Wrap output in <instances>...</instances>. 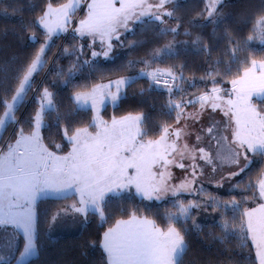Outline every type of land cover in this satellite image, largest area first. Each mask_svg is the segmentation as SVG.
Listing matches in <instances>:
<instances>
[{"label": "snow or ice", "instance_id": "snow-or-ice-1", "mask_svg": "<svg viewBox=\"0 0 264 264\" xmlns=\"http://www.w3.org/2000/svg\"><path fill=\"white\" fill-rule=\"evenodd\" d=\"M223 3L224 0H207L205 19L214 25V30L224 18V14L218 11V6ZM168 4L176 5L177 0H154V2L150 0H91L88 4L87 17L81 19L80 27L73 31L81 36L99 37L101 45H106V50L102 53L93 51L92 56L103 55L107 58L112 48V40H120V29L127 31L130 21L144 23L147 19L160 26L162 35L169 32L178 34L179 23L171 27L164 19L168 17L179 20V17L174 15V11L167 10ZM79 6L80 0H68L67 3L55 7L51 2L47 3L42 15L35 21L46 30V43L57 32L68 31L67 25ZM253 32L254 35L248 36L245 43L256 39L264 44V15L256 20ZM225 36H228L227 32ZM228 38L231 42V38ZM29 39L36 40L35 34ZM175 43L170 41L162 49H156L152 53V59L160 58L162 54H177ZM191 43L196 46V51L208 52L210 55L207 46H201L200 37ZM45 51L46 46H41L35 53L34 59L19 69L16 77L18 86L11 97L12 103L0 96V105L5 109L3 116H0V129L6 130V118L13 123H19L13 115L14 105L22 102L27 92L31 91L33 74L37 73L38 69H42L45 63L42 58ZM228 51L233 56L236 53L234 48ZM64 52L68 53L69 49L65 48ZM143 62L148 63V61ZM83 63L90 62L86 60ZM249 63L250 66L243 69L242 75L230 81L232 85L230 90L213 87L210 92H205L194 100L169 99L166 105L170 110H178V123L184 114V107L188 104L199 102L201 110L207 106L213 111L221 108L222 104L226 106L224 115L230 122H234L235 129L232 137L237 147L230 148L226 156H221V153L217 152L216 157L222 163L238 165L240 156L243 155L244 166L239 169V172L232 173L233 176L240 175L253 163L248 153L264 157V112L257 110L252 104L253 97L264 102V60L252 59ZM98 70L92 69V71ZM71 72L72 69H69L70 74ZM141 75L151 76L157 85L160 84L161 77H165L164 86L169 93L173 92V86L169 85V80L175 82L177 79H183L182 75L177 77L171 69L164 72L156 70L151 73L141 70ZM212 79L215 83V77ZM3 80L4 78L0 77V89L7 91L8 88ZM133 80L132 77H121L109 80L106 84L97 83L91 86L90 91L75 92L70 98L74 100L78 108L90 107L95 110L104 105L107 100L115 104L122 96V86H130ZM174 87L180 90L178 84H174ZM225 95L228 97L226 100ZM52 97L53 94L44 88L39 98L40 108L29 121L33 126L32 131L26 135L23 129H20L15 143L6 144V152L0 148V230L6 232V226L12 225L22 231L25 242L23 250L19 253L20 261L37 253L34 206L39 197L67 199L70 196H78L71 205L65 206L52 215L53 224L61 216L69 214L73 216L79 214L86 220L87 215L93 213L104 219V208L109 195L118 194L131 186H134L137 194L143 198L160 200L162 197L158 193L168 190L167 181L171 178L170 174L166 175L168 166L173 163L169 156L178 151L176 141L182 137V129L162 126L158 139L145 141L143 137L146 133L140 128L144 119L143 114L128 115L120 119L113 118L111 124L95 116L90 125L98 129L95 133H90L88 128H76L69 135L68 129H63V135L71 144V149L66 155H57L43 143L40 134L41 126L46 123L44 110L54 108ZM98 120L99 123H97ZM57 124H59V118ZM206 132L211 140H217V143L226 139L223 136L217 138L215 124ZM0 139H2V133H0ZM201 139L202 137L197 136L198 142ZM55 147L59 148L60 145ZM187 149L188 145L185 144L184 151L180 152L182 159ZM197 153L206 163L213 162V157L203 147L192 152L193 161ZM177 166L185 167L183 163ZM192 167V175L195 177V169L198 165ZM258 186L259 195L264 198V179L258 182ZM186 190H188L187 187L181 184L173 191V195ZM229 203L233 207H238L235 200ZM174 207L177 212H166L165 216L169 220L180 221L182 218H190L191 210L200 205L175 203ZM243 216L245 220L240 226L243 238L245 240L250 238L256 250V259L259 264H264V203L258 208L245 211ZM219 226L225 234L220 237L222 241L229 234H235L234 226L227 220ZM103 248L107 253L108 264H182L188 250L185 236L173 224L170 223L167 229L163 230L156 226L154 220L138 217L135 212H132L128 219L117 220L115 226L104 233ZM7 255L0 256V260H5Z\"/></svg>", "mask_w": 264, "mask_h": 264}, {"label": "trees", "instance_id": "trees-1", "mask_svg": "<svg viewBox=\"0 0 264 264\" xmlns=\"http://www.w3.org/2000/svg\"><path fill=\"white\" fill-rule=\"evenodd\" d=\"M66 1L0 0V77L4 78L3 83L8 88L7 91L0 89V96L6 98L8 102L11 101L12 95L15 94L14 90L18 86L16 77L19 69L34 59L42 38L45 37V30L35 21L42 15L47 3L59 5ZM201 1L203 8L204 3L203 0ZM199 4L200 0H193L189 8L177 7L176 13L179 12L177 15H182L181 30L178 34L169 32L155 37L142 51H134L135 53L132 54L134 56L140 54L138 59L151 57L156 49H162L170 41H175L177 54H162L160 58L152 59V61L153 65L173 67L177 77L183 76V79H178V84L180 80L196 82L198 78L210 74L211 71H216L217 77L228 78L231 81L242 75L243 69L250 66V60H264V44L256 39L245 43L248 36L254 35L253 25L256 20L264 15V0H230L219 5L218 11L224 12V18L218 26H215V30L211 22L202 28L193 23L191 16L201 14L196 10ZM191 31L194 34L199 33L204 39L203 45L207 46L210 55L208 52L195 50L196 47L191 43ZM225 32L228 34L227 37ZM31 33H35L38 39L30 40ZM73 36L77 38H74L72 44L77 45L80 37L76 32L71 37ZM228 37L231 38V42ZM214 39L217 40L213 44L211 40ZM56 41L55 38L45 52L44 58L49 59L51 68L42 78L37 92L46 87L53 94L54 108L45 110L46 123L41 128L42 138L48 149L62 153L67 152L71 147L63 135L64 128L68 129L69 134L81 126L92 127L90 126L93 121L92 109L77 108L74 100L70 98L73 93L108 79L135 74L137 66L142 64V61L137 62L138 59H134L133 61L136 62L129 65L125 56L113 53L107 58L102 56L94 62L84 64L77 47L74 46L73 49L68 41L66 42L70 53L61 54L60 52L51 61L54 54L52 49L57 44ZM182 41L188 43H179ZM230 48L236 49L234 56L228 51ZM93 68L99 70L92 71ZM69 69H72L71 74ZM38 80L34 79V86ZM124 88V93L115 105L111 107L107 104L103 107L101 113L104 119L129 113H142L145 136L158 135L163 124L175 121V110H169L166 106L167 89L155 85L150 77L137 75L130 86L125 85ZM27 97H30L28 92ZM37 105V100L33 97L30 100H24L17 107L15 113L17 117L19 116V123L15 128L21 126L26 132L32 130L33 126L29 121L34 117ZM4 110L0 105V116L3 115ZM58 118L59 124H57ZM8 130L7 127L4 133ZM55 145L60 147L56 148ZM254 167H256L254 175L257 177L264 169V158L261 161H255L252 165V168ZM213 183L215 182L212 181L210 185ZM210 187L212 188L213 185ZM217 190L221 193L220 196H227L222 193L223 189ZM71 201H74V196L67 199L42 196L37 200L35 204L37 254L23 264H108L107 253L102 246V235L115 221L129 217L132 212L154 220L163 230H166L171 223L181 231L188 246L182 264H259L250 238L245 240L242 233L235 232L222 241L220 237L225 234L218 221L195 227L191 218L180 221L169 220L165 213L169 212L168 207L172 205L171 201L146 204L136 197L130 199L112 196L107 198L104 219L97 214L89 213L85 223H80L82 225L76 231H67L65 226L69 225L70 218H60L53 224L51 217L56 210L68 205ZM171 211H175L173 205ZM22 247L23 237L17 234L10 247L12 255L5 260H0V264H11Z\"/></svg>", "mask_w": 264, "mask_h": 264}, {"label": "rangeland", "instance_id": "rangeland-1", "mask_svg": "<svg viewBox=\"0 0 264 264\" xmlns=\"http://www.w3.org/2000/svg\"><path fill=\"white\" fill-rule=\"evenodd\" d=\"M228 1L230 0H224V3ZM88 2L89 0H83L82 4H80L78 9L73 14L72 19H71L73 26L76 25L77 27H79L78 26L79 21L81 19H84V15L82 16L81 13L84 11L86 12ZM150 2H154V0H150ZM192 2L193 0H177L176 5H173V4L166 5L167 10L174 11V15L176 17H179V20L165 17L164 19L167 25L171 27H175L177 23H179L180 27L178 28V31L181 30L182 23H181L180 17L182 15H177V13L179 12L177 11L176 13V9L179 6H185L189 8ZM203 3H204V6L202 8V1L200 0V4L198 8L196 9L198 10V12L200 11L201 14L198 16H191V18H193V21H194L193 23L196 24V26H199L201 28L202 26L209 23V21L205 19V16L207 15V12H206L207 0H203ZM222 13L224 14L223 11ZM72 33L75 35V32L73 31V27L72 29H70L69 27L67 32H57L56 35H53L54 37L52 36L50 40H47V43H46V35H45V37L42 38L40 48L41 46H46V50H47L50 47V45L55 41V38H56L57 44L52 49L54 54L51 58V61L60 52H62L61 54L63 53L68 54L70 53V51L68 53L64 52L65 48L70 50L66 41L72 44V42L74 43V38H77L75 36L71 37L73 35ZM33 34L35 33H31L30 36ZM70 34L72 35L69 36ZM77 34L80 37L79 38L80 40L78 39L77 45L72 44V48L74 46L77 47L76 49L78 50L79 55L83 59L82 62L86 61L87 59L91 63V62H94L95 60H98L99 58L103 56V55H100L97 57L92 56L93 51L102 53L104 50H106V45L105 46L101 45L99 37L94 38L91 35L81 36L79 33ZM35 36H36V39H38V36L36 34ZM55 36H58V37H55ZM160 36H162V34H160V26L156 22H150L147 19L145 20L144 23H134L130 21L127 31H125L124 29H120V40L119 41L115 39L112 40V48H111V51L109 52V55L111 54L113 55V53L121 54L122 56H125L127 58L128 64L131 65L134 62H136L133 60L138 59L140 55L139 54V55L134 56V54L132 53L134 51L135 52L142 51L146 46L150 45V41L154 40L153 38L160 37ZM197 37H200V34L199 33L194 34V32L191 31V38H192L191 40L193 41ZM200 40H201V46H203V44H205V41L201 37H200ZM216 40L215 39L211 40V43L212 42L213 44L216 43ZM45 55H46L45 53L42 54V58L45 60V63L42 66V69H38V72L33 74L32 83H31L32 89L31 91H28V96H30V94L33 93L34 88L36 86V85L35 86L33 85L34 79L36 80L39 79L38 81H40L50 71L51 62L48 61L49 60L48 58L46 57L44 58ZM140 60L142 61V64H139L137 66V72L135 74L121 76V77L134 78L137 75L138 76L141 75V70L151 73L156 70H160L161 72H164L168 69H171L172 72L176 76H178L177 73L173 70V67L171 66L153 65L152 56L146 57L143 59H138L137 62H141ZM143 61H148V63L145 64ZM121 77H118V78H121ZM148 77L152 79L151 76H148ZM213 77H215V83H213V79H212ZM118 78H115V79L112 78V79H108L102 82L106 84L108 83L109 80H116ZM164 79L165 77H161L160 84L158 86H161L166 89V87L164 86ZM218 79L220 80L218 81ZM174 84H178V79L175 82H173L172 80H169V85L173 86V92L169 93L167 91L168 100L169 99H173L176 101L194 100L195 97H198L199 95H202L205 92H210L213 87H217V88L224 89V90H230L232 88L230 80L228 78L217 77L216 71H211L210 74H206L204 77L198 78L196 82H188L187 80L185 81L180 80V83H179L180 85L178 84L180 87V90H176L174 87ZM124 87L125 85L122 86V94L124 93V90H125ZM44 88H42L36 93L35 99L37 100V103H38L36 112L40 108L39 98ZM90 89H91V86L86 89H80L76 92H87V91H90ZM114 90L115 89H113V91ZM48 91L51 92V90L49 89ZM224 98L226 100L228 98L227 95H225ZM24 100H30V98L27 97V94ZM23 101L18 102L14 105L13 115H15L16 119H18L19 116L17 117L15 111L17 107L21 103H23ZM9 103H12V100ZM107 104H110L111 107L115 105L110 100H107L104 105L99 106L95 110L92 109L93 117L98 116L99 120L106 121L108 124H111V121L113 118L120 119L121 117L128 116V115L136 116V115L142 114V113H129V114H123L119 116H112L109 119H104L101 111L103 107L106 106ZM252 104L257 108V110L264 112V102L257 99L256 97H253ZM226 110L227 108L223 104L221 105V108L216 109L215 111H213L211 107H207V106L204 107L203 110H201V104L199 102H194L193 104H188L184 107V110H183L184 114L181 116L179 123L177 122V111L178 110H175V115H176L175 121L162 125V126H168L170 127V129L179 128L183 130L182 137L176 141L178 151L169 156V159H172L173 163L168 166L166 170V175L170 174L171 178L167 181L168 190L158 193V195H160L162 199L156 200L155 198H153L152 200H148L146 198H143L142 196L137 194L134 186H131L130 188L118 194H110L108 198L112 196L114 197L117 196L121 198L128 197L130 199L136 197V198L142 199L146 204L155 203L159 201H171L173 206L175 203H183L185 205H188L189 203H196V204H199L200 207L193 208L190 213L192 224L195 227L197 226L200 227L201 225L206 224L211 221H218L221 224L223 221L227 220L230 224L234 226V231L241 234L240 226H241V223L245 220L243 213L249 209L258 208L260 204L264 203V198L260 197L259 195V186H258V182L261 179H264V169L261 171V173L258 174L257 177H255L254 174H255L256 167L252 168V165L254 164L255 161H261L264 157H260V156H256L251 153H248L253 163L244 172L240 173V175H235V176L231 174L234 172H239V169L244 166L245 161H244L243 155L240 156V163L238 165L226 163V162L222 163L221 160L216 157L217 152H220L221 156H226L228 155V150L230 148L237 147L232 137V132L235 129V125H234V122H230L229 118L224 115V111ZM99 120L97 121V123H99ZM213 124H215L216 129H217V132L215 133L217 138H219L220 136L226 137V139L220 141L219 143H217V140H211L209 134H207L206 132V130L209 127H211ZM7 127L9 128V130L6 133H4L5 130L0 129V133H2V139H0V148H2L3 142L14 144L15 140L17 139V133L20 131V129H22V127L20 126L15 129L14 133L11 132V129L15 128V123H13L8 118H6V128ZM41 128H40V134L42 136ZM79 128H88V131L90 133H95L98 130L97 128H94L93 130H91L88 126H81ZM140 128L144 132L143 123L140 125ZM31 131H28V132L24 131V133L27 135ZM71 134L72 133H69V135ZM160 135H161V132L160 134L154 135V136L144 135L143 139L145 141L156 140L160 137ZM197 136L202 137V139L199 142L197 141ZM172 139H175V138H172ZM185 144L188 145V149L187 151H185L184 158L182 159L180 156V152L184 151ZM201 147L205 148V150L213 157L212 163H206L204 160H201L199 158V153L196 154V159L195 161H193V159L191 158L192 152L195 149H198ZM2 149L3 151L6 152L7 146H4ZM179 163H183L185 167L184 168L178 167L177 165ZM193 165H198V167H196L195 169V172H196L195 177H193L192 175ZM253 170H254V173H253ZM212 181H214L215 183L211 184L213 185V187L211 188L210 183ZM181 184H184L188 190L179 191L176 193V195H173V191H175ZM217 189H221V190L223 189L222 193L227 194V196L226 197L220 196L221 193ZM77 199H78V196H76V200ZM76 200H74L73 202H75ZM233 200L237 202L238 207H233L231 203H229ZM73 202H71L68 205H71ZM172 205H170V208L168 207L169 212H173V213L177 212L176 207H174L175 211H171ZM63 208L65 207L59 208L58 211ZM34 214H35V206H34ZM60 218H67V219L70 218L69 225L65 226V229L67 231H76L80 227V225H82L80 223H83V222L85 223V218L79 214L75 216L69 214L67 216H61ZM77 219H81L82 222L78 221ZM182 220L184 219L182 218ZM6 227H7L6 232H4L3 230H0V256H5V254H8L7 257H10L12 255V250H11L12 248L10 249L9 245L12 246V240L15 235L17 236L18 234L20 236L21 234L23 237V233L21 230L14 228V226L12 225H8ZM157 227L159 228V226ZM24 242L25 241L23 238V244ZM22 250H23V247L20 251ZM19 253L17 254L15 260L11 264H23L25 261H27L29 258L32 257L30 256V257L25 258L23 261H20Z\"/></svg>", "mask_w": 264, "mask_h": 264}, {"label": "crops", "instance_id": "crops-1", "mask_svg": "<svg viewBox=\"0 0 264 264\" xmlns=\"http://www.w3.org/2000/svg\"><path fill=\"white\" fill-rule=\"evenodd\" d=\"M81 1L82 0H80V4H81ZM68 2V0L65 2V3H67ZM91 3V0H89V2H88V4H90ZM62 4H64V3H62ZM54 7L55 6H58V5H53ZM117 6H119V5H117ZM78 9V8H77ZM76 9V10H77ZM75 10V11H76ZM85 14H84V19L87 17V14H88V6H87V9H86V12H84ZM72 19V18H71ZM70 23V22H69ZM69 23H68V25H69ZM67 25V26H68ZM78 26L80 27V25L78 24ZM43 28V27H42ZM78 28V27H77ZM44 29V28H43ZM45 30V29H44ZM46 31V30H45ZM54 35H56V34H54ZM257 61H259V60H257ZM243 74V73H242ZM100 83H103V82H100ZM97 84V83H96ZM91 130H93L95 127H89ZM70 149H71V147H70ZM70 149L67 151V152H62V153H58L57 155H61V156H63V155H66L69 151H70ZM50 150V149H49ZM50 151H52V152H54L53 150H50ZM55 153H57V152H55ZM71 202H73V201H71ZM70 202V203H71ZM69 203V204H70ZM63 207H65V206H63ZM58 210H56V212H57ZM55 212V213H56ZM54 213V214H55ZM138 216V215H137ZM138 217H145V216H138ZM129 217H127V218H122V219H128ZM60 219V218H59ZM148 219H150V218H148ZM118 220H120V219H118ZM152 220V219H151ZM78 221H80V222H82V220L81 219H78ZM115 224H116V221H115V223L113 224V225H111L110 227H108L105 231H104V233L109 229V228H112V227H114L115 226ZM104 233H103V235H104ZM103 235H102V246H103Z\"/></svg>", "mask_w": 264, "mask_h": 264}]
</instances>
